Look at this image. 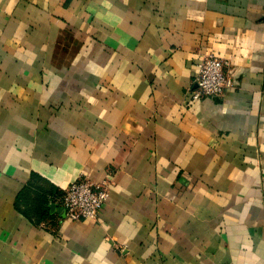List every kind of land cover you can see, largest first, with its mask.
I'll list each match as a JSON object with an SVG mask.
<instances>
[{
    "label": "crops",
    "instance_id": "1",
    "mask_svg": "<svg viewBox=\"0 0 264 264\" xmlns=\"http://www.w3.org/2000/svg\"><path fill=\"white\" fill-rule=\"evenodd\" d=\"M0 264H264V0H0Z\"/></svg>",
    "mask_w": 264,
    "mask_h": 264
},
{
    "label": "built area",
    "instance_id": "2",
    "mask_svg": "<svg viewBox=\"0 0 264 264\" xmlns=\"http://www.w3.org/2000/svg\"><path fill=\"white\" fill-rule=\"evenodd\" d=\"M230 66L228 59L215 54L206 55L199 65L195 87L186 94V101L223 96L235 84ZM113 183L112 173L100 182L86 177L71 182L60 197L66 218L72 221L96 220L110 196Z\"/></svg>",
    "mask_w": 264,
    "mask_h": 264
}]
</instances>
